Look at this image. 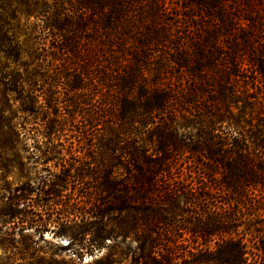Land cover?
Segmentation results:
<instances>
[{
	"label": "trees",
	"instance_id": "obj_1",
	"mask_svg": "<svg viewBox=\"0 0 264 264\" xmlns=\"http://www.w3.org/2000/svg\"><path fill=\"white\" fill-rule=\"evenodd\" d=\"M1 90L0 172L20 168V133L98 153L88 171L39 150L55 162L8 185L7 220L54 225L77 253L113 241L128 264H264V0H0ZM88 173L93 195L63 200ZM34 190L39 218L18 208Z\"/></svg>",
	"mask_w": 264,
	"mask_h": 264
},
{
	"label": "rangeland",
	"instance_id": "obj_2",
	"mask_svg": "<svg viewBox=\"0 0 264 264\" xmlns=\"http://www.w3.org/2000/svg\"><path fill=\"white\" fill-rule=\"evenodd\" d=\"M26 1L30 5L35 3L41 4L43 2L48 5L53 4V0ZM34 21L35 18L32 16L30 17L28 23L33 24L35 23ZM35 79H37L35 85L38 89L35 92V95L41 96V91L46 87L49 88L50 86H47V84L39 76H36ZM60 91L65 92L63 89H60ZM4 95L5 94L1 90L0 100L1 102H4L6 106H9L10 102L7 101V97ZM40 96L37 98L36 105L42 107L43 99ZM65 98H67V96H64V99ZM19 105L20 103L16 102L13 107H10L12 115H16L13 120L16 122L20 121L22 123L21 125L25 128H32L35 126L39 127L41 120L33 118L34 116H25L20 113L17 110L19 109ZM52 107L48 110L49 118L52 117ZM6 108L9 109V107ZM36 109L39 110V108ZM17 130L18 132L22 131L20 126L16 127V131ZM47 148H54L55 150L61 149L62 152L58 156L59 158L72 162V166L81 167L82 164H86L85 166H87L88 171L93 170L91 169V166H94L98 159L97 149L93 145V139L91 137L86 139L80 137L79 139L67 137L66 139H57L51 143H46L40 137L25 138L22 133L19 134L17 142L12 145V149L17 150L20 156V168L17 166V168L9 174L5 171L0 172V264H101L99 260L105 257V255H109V253L111 254V257L118 260V264H128L131 253L123 254L119 249L112 251L110 246L113 241L107 240L104 246L100 249L92 251L83 250L82 253H77L79 252L76 251L78 247L77 244H72V242L69 243L70 239L68 237L54 236V231H51L54 228V225H48L46 230L41 231V228L36 227L35 225L30 227L29 222H22L18 219H11V221L7 220L4 213L8 212L9 209L14 208L9 206L10 203L6 200V197H4L7 195L5 191L8 189V185L10 188H14L16 186L21 187L22 185L25 186V183L28 181L30 186H35L39 177V174L37 175V173H46V171H40L41 168H43L42 166L48 167L53 165L55 162V159H53L43 164L39 159H36L37 156L41 155L39 150H46ZM67 151H70V153ZM5 159H11V156L5 157L3 154H0V163ZM34 160L37 161L34 162ZM51 170L58 169L53 168L50 169V171ZM49 176L50 175H48V177ZM90 176L91 174L88 173V175L84 176L80 181L71 180V182L66 185V189L63 188L61 192L62 195L67 194L63 197V200H68V198L72 200V198L75 197L76 191H78L76 196L77 200L79 199L78 195H85L91 191V195H93L95 190V188L93 189L95 185V179L93 177L95 175L92 177ZM47 197L48 196L38 194L36 190H34L32 194L29 195L28 199L23 204L19 205L18 208H23L25 215L31 216V214H38L37 216L39 218V216L41 217L40 212L45 211H42V207H38L39 201ZM120 246L125 247L126 243L120 244Z\"/></svg>",
	"mask_w": 264,
	"mask_h": 264
}]
</instances>
